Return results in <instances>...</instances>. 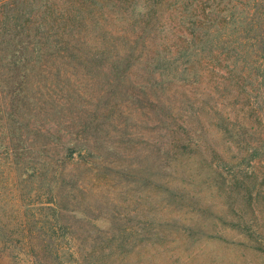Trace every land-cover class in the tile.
Listing matches in <instances>:
<instances>
[{
  "label": "rangeland",
  "instance_id": "rangeland-1",
  "mask_svg": "<svg viewBox=\"0 0 264 264\" xmlns=\"http://www.w3.org/2000/svg\"><path fill=\"white\" fill-rule=\"evenodd\" d=\"M0 1L7 4L0 20L21 18L28 49L39 53L26 80L0 82V104L25 107L0 114L7 120L0 143L12 151L0 150V237L14 245L22 229L36 241L38 230L56 226L65 233L61 245L71 235L82 256L100 257L101 245L99 264H264V153L242 161L246 143L219 145L216 129L215 111L222 104L233 114L244 87L231 83L219 102L201 97L204 81L177 63L187 50L221 47L199 37H227L217 13L228 1H244L251 15L249 1L264 0ZM124 52L143 57L131 66L132 81L120 85L103 67ZM5 67L1 60V73ZM163 71L170 81L163 83ZM194 114L205 116L185 128ZM205 121L213 123L204 137L217 156L181 146ZM40 126L91 138V157L76 155L61 178L50 170L41 177L35 168L51 151L37 154ZM50 197L54 216L37 204ZM114 244L116 254L105 257Z\"/></svg>",
  "mask_w": 264,
  "mask_h": 264
},
{
  "label": "trees",
  "instance_id": "trees-1",
  "mask_svg": "<svg viewBox=\"0 0 264 264\" xmlns=\"http://www.w3.org/2000/svg\"><path fill=\"white\" fill-rule=\"evenodd\" d=\"M243 4H245L244 1H228L226 12L221 10L217 13V16L223 17L222 21L217 19L218 22L220 24L223 23L227 31V37L223 38V41L215 36H212L211 39L199 37L201 42H208V44L212 43L214 39L221 47H216L215 49L199 47L200 49H193L194 51L192 50V52H187V50L186 55H181L183 59L177 58V63L178 65L186 64V67L190 69L191 73L189 75L191 74V77L194 74L198 76V81H204L201 85L203 89L201 97L212 98L214 95L219 102L220 98L226 95L225 91L231 83L233 86L236 85L237 89L240 86L241 88L244 87L245 95L241 98V101L245 99V102H240L238 107L234 109L233 114L224 112L225 107L222 104L220 111H215L216 129L221 139L218 144L226 143L227 146L229 144L239 145L246 143L244 148L246 153L240 158L242 161H255L261 158L259 156L260 151L264 153V1H249L251 15L245 11ZM6 5V1H0V7H5ZM0 21L3 22L1 25H4L0 33L1 40H3L0 43V48H3L0 55L4 54V56L2 59L0 58V62L2 60L6 66L3 68L4 73L0 72V76L4 77V79L0 78V82L2 84H12V82H17L19 79L24 81L29 76V72H31V67H27V64L36 62L35 58L39 53L28 49L27 40L29 39L28 35L24 34L25 25L22 24L21 18L5 16ZM29 55L32 56L33 60L30 59ZM168 55V59H170V56L175 57L173 53ZM142 57V54L136 55L133 52L110 54L108 60L111 65L103 67L106 71L105 74L111 75L110 77H113L120 85L132 81L133 68L131 66L134 60L142 59ZM174 63V61L168 62L167 65H173ZM197 67L198 72H196ZM163 68L166 69V67ZM174 68L177 69V67ZM108 75L105 76L106 79L109 78ZM164 77L165 73L163 71V83L166 80L170 81V77ZM4 86L7 87V85ZM20 91H23L24 97L22 99L26 98L24 92L26 93L27 91H24L22 87ZM123 95L126 96L129 93L126 92ZM241 95L239 91L235 94V98H238L239 101ZM205 101L201 105H204ZM22 108L25 107H18L17 104L4 101L3 104H0V114L11 116L12 112L13 114L18 110L20 112ZM202 116L205 115L194 114L191 116L192 118H187V121H184L185 128L188 127V121L200 120ZM0 121H2V128L7 129L4 126L7 120L0 118ZM205 123L195 129V138H191V134L187 133L186 130L184 133H187L188 137L180 139L181 146L184 149L195 148L198 151V148L204 149L207 147L208 150H211L217 156L216 147L211 146V143L204 137V133L207 132V125H213V123L211 124V121H205ZM230 126L232 129H229ZM10 128L11 125H9ZM61 130L65 131V133ZM37 134H40L44 141L41 151L37 150V154L47 152V147L51 151L50 158L44 155V160L39 162V165L35 168V171L41 177L42 173L50 170L51 175H54L55 179L61 178L64 172L60 170H65L69 163L74 164L77 159L76 155L81 159L90 158L92 155L89 148L92 141L91 138L85 137L83 140H78L77 135L73 134V132L69 133L65 129L53 132L43 131L41 126L37 129ZM62 141L67 142L68 145H63ZM49 143H51V146ZM58 146H60V149ZM0 150H3L2 152L6 155L12 152L9 147L2 143H0ZM29 154L31 153L29 152ZM67 158H69V162L66 163L65 159ZM24 159L31 160V157L26 153ZM64 180L67 179L64 178ZM54 197L52 199L50 197L45 203L38 201L39 209L50 211L54 216L56 209H58ZM24 220L28 225V219L25 218ZM55 225H57L56 222ZM6 231L9 232V230ZM38 231L40 232L36 236L37 240L35 238L36 241H32L34 237L28 235L30 232H26L27 235H25L22 229L17 230L16 236L18 240H15L14 245L12 244L13 240H6V234L0 237V264H99L97 261L104 257V253H101V245L100 257H94L93 255L82 256V249L73 243L71 235L69 240L67 235L66 243L61 245L59 240L65 237V233H62L59 227H48L46 231L41 228ZM110 242L113 243V241ZM117 248V244L110 245L105 257H113L117 252Z\"/></svg>",
  "mask_w": 264,
  "mask_h": 264
}]
</instances>
